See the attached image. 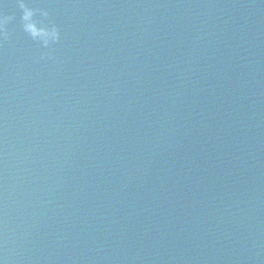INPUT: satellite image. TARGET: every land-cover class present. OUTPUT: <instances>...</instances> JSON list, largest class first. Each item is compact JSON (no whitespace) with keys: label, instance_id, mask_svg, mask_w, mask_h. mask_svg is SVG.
<instances>
[{"label":"water","instance_id":"water-1","mask_svg":"<svg viewBox=\"0 0 264 264\" xmlns=\"http://www.w3.org/2000/svg\"><path fill=\"white\" fill-rule=\"evenodd\" d=\"M0 36L8 264H264V3L33 0Z\"/></svg>","mask_w":264,"mask_h":264},{"label":"clouds","instance_id":"clouds-1","mask_svg":"<svg viewBox=\"0 0 264 264\" xmlns=\"http://www.w3.org/2000/svg\"><path fill=\"white\" fill-rule=\"evenodd\" d=\"M264 3V0H260ZM14 6L19 9L20 25L24 33L40 48V60H48L52 56L54 46L60 43L61 29L50 18L47 4L33 5V0H14ZM6 7L0 0V9ZM15 17L0 11V36L7 39L6 25ZM0 264H8L5 256H0Z\"/></svg>","mask_w":264,"mask_h":264}]
</instances>
